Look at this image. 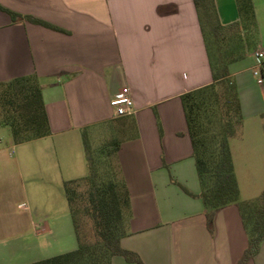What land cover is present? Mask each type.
<instances>
[{
	"label": "crops",
	"instance_id": "1",
	"mask_svg": "<svg viewBox=\"0 0 264 264\" xmlns=\"http://www.w3.org/2000/svg\"><path fill=\"white\" fill-rule=\"evenodd\" d=\"M252 1L256 47L229 65L243 130L264 120V85L253 75L259 61L253 51L264 49V0ZM214 2L220 23L238 19L235 0ZM0 4L61 29L13 21L0 9V81L35 73L51 129L49 135L21 143H14L10 133L8 140L0 139V264H26L77 247L68 205L60 204L52 214L43 209L38 223H28L21 211L29 210L30 192L57 195L64 180L87 173L83 131L89 140L118 143L131 209L122 247L138 253L144 264H235L247 245L239 210L235 204L219 208L209 229L196 196L200 184L180 98L212 82L193 0ZM124 86L134 111L115 116L110 100ZM229 146L240 197L236 155L241 151L236 153L239 145ZM243 152L249 158L240 157L242 175L257 181L261 159L253 149ZM257 186L253 182L249 190ZM111 264L136 263L114 255ZM248 264H264V241Z\"/></svg>",
	"mask_w": 264,
	"mask_h": 264
},
{
	"label": "trees",
	"instance_id": "2",
	"mask_svg": "<svg viewBox=\"0 0 264 264\" xmlns=\"http://www.w3.org/2000/svg\"><path fill=\"white\" fill-rule=\"evenodd\" d=\"M193 3L212 75L211 83L180 95L200 184L196 196L202 199L211 231L219 208L229 204L237 206L247 245L235 264H248L264 241V190L254 199L239 197L229 139L240 130L243 116L237 87L229 78V65L256 47L258 30L254 4L252 0H235L238 19L222 24L214 0H193ZM0 9L13 21L28 20L61 30L46 20L1 4ZM0 124L9 128L14 143L51 133L42 87L35 73L0 81ZM82 135L87 173L63 181L77 247L26 264H111L114 255L144 264L138 253L120 243L121 237L130 232L131 209L116 156L118 143L95 147L84 131Z\"/></svg>",
	"mask_w": 264,
	"mask_h": 264
},
{
	"label": "rangeland",
	"instance_id": "3",
	"mask_svg": "<svg viewBox=\"0 0 264 264\" xmlns=\"http://www.w3.org/2000/svg\"><path fill=\"white\" fill-rule=\"evenodd\" d=\"M101 128L103 129L105 127L102 126ZM2 138L3 140H8L9 128L7 126L0 124V139ZM89 142L91 143L92 146L95 147H98L102 144L101 141H97L96 139L92 138V136ZM97 142H101V143H97ZM7 143L12 144V142L10 141H7ZM229 143H234L235 147L239 145L240 150L236 151V153L240 154L241 151L240 154L241 158H249V154L244 153L243 152L244 150L250 151L251 149H253L255 153L257 152L255 157L261 159V167L264 170V120H261L258 126L253 123L251 124L248 123L245 130H243L241 127L240 130L229 139ZM240 157L238 158V155H236L237 168L239 170L238 171L239 182L242 189V195H240V199L243 197H251V196H253L252 199H254L261 193L262 190H264V171L260 170V172L256 174L255 178L257 179V181H249L248 178H250L251 176L242 175V171L240 169V166H242L240 164ZM253 182L258 183L257 186L258 189H255L254 191H250L249 189L251 188ZM27 204L29 206V210L28 211L22 210L21 214L27 217L28 223L30 222L38 223L41 221L40 216L42 214L43 209H46L48 212H50V214H52L55 211V209L59 208L60 204L63 205V207H66L67 202L63 191L58 192L57 195H49V196L42 193L30 192L28 196ZM34 209L35 210L37 209V212L33 211ZM15 262L17 261H14L12 264H14Z\"/></svg>",
	"mask_w": 264,
	"mask_h": 264
},
{
	"label": "built area",
	"instance_id": "4",
	"mask_svg": "<svg viewBox=\"0 0 264 264\" xmlns=\"http://www.w3.org/2000/svg\"><path fill=\"white\" fill-rule=\"evenodd\" d=\"M253 54L258 58V64L253 69V75L255 76L257 84L264 85V75L262 72V65L264 62V49H255ZM110 104L113 108L115 116H122L134 111V103L131 96L129 87L124 86L113 95L110 100Z\"/></svg>",
	"mask_w": 264,
	"mask_h": 264
}]
</instances>
